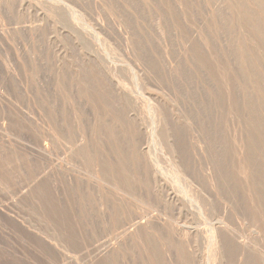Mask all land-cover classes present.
Instances as JSON below:
<instances>
[{"label":"rangeland","instance_id":"rangeland-1","mask_svg":"<svg viewBox=\"0 0 264 264\" xmlns=\"http://www.w3.org/2000/svg\"><path fill=\"white\" fill-rule=\"evenodd\" d=\"M0 264H264V0H0Z\"/></svg>","mask_w":264,"mask_h":264},{"label":"bare ground","instance_id":"bare-ground-1","mask_svg":"<svg viewBox=\"0 0 264 264\" xmlns=\"http://www.w3.org/2000/svg\"><path fill=\"white\" fill-rule=\"evenodd\" d=\"M156 106V105H155ZM53 118V117H52ZM54 118H57V117H55L54 116ZM51 119V118H50ZM57 120V119H56ZM156 122V121H155ZM154 121H153V123H155ZM158 126V125H157ZM158 128V127H157ZM156 130H158V129H156ZM152 136V135H151ZM160 143V142H159ZM142 147V146H141ZM174 163V162H173ZM174 165V164H173ZM178 166V165H177ZM182 167V166H181ZM177 169H179L178 167H177ZM178 171V170H177ZM181 171V170H180ZM185 171V170H184ZM156 172V171H155ZM186 175V174H185ZM184 175V176H185ZM181 177H182V175H181ZM180 182V181H179ZM184 183V182H183ZM183 187V186H182ZM204 189V188H203ZM200 190V189H199ZM193 194V193H192ZM204 194V193H203ZM195 196V195H194ZM192 198V197H191ZM199 201V200H198ZM186 202V201H185ZM185 204V203H184ZM187 204V203H186ZM189 204V203H188ZM190 206V205H189ZM203 215V214H202ZM215 218V217H214ZM223 219V218H222ZM224 221V220H223ZM139 222V221H138ZM215 224V223H214ZM213 225V224H212ZM129 227V226H128ZM218 227H219V225H218ZM136 228V227H135ZM217 229V228H216ZM126 232V231H125ZM218 238H220V237H218ZM212 256V255H211Z\"/></svg>","mask_w":264,"mask_h":264}]
</instances>
